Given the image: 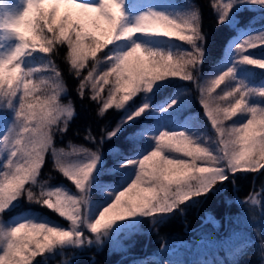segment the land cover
Instances as JSON below:
<instances>
[{
    "label": "snow or ice",
    "instance_id": "obj_1",
    "mask_svg": "<svg viewBox=\"0 0 264 264\" xmlns=\"http://www.w3.org/2000/svg\"><path fill=\"white\" fill-rule=\"evenodd\" d=\"M17 2L8 0L10 5ZM122 3L123 0H24L18 14L0 21V32L14 41L8 48L0 43V109L10 114V119L9 115L0 117L4 127L0 136V264H47L54 251L67 249L79 250L71 261L78 264L76 255H83L92 246L101 248L113 242L125 227L133 230L145 220L156 227L190 203L196 204L200 197L219 193L226 182L234 184L238 173L264 169V104L250 102L252 98L264 100V89L246 88L234 81L233 68L203 82L198 80L206 38L200 9L191 7L190 14L179 19L150 11L127 25L123 23ZM243 3L264 6V0H209L208 8L216 15L219 27L228 23L233 8ZM138 35L181 41L189 50L174 55L132 43L127 51L115 53L113 45ZM61 45L66 46L67 62L78 77L92 59L87 75L81 77L79 95L85 98V89L91 88V100L100 103L97 116L104 117L113 107L123 113L112 128L103 130L95 151L72 146L69 153L54 146L55 135L64 133L75 115L73 103L62 102L65 85L52 62ZM262 47L264 33L246 37L234 46L229 44L230 51L240 54L235 63L260 69H264V60L244 53ZM177 79L191 82L199 90V102L215 133L214 149L207 139L197 143L182 130L156 131L159 125L152 117L173 109L179 97L157 111L150 106L153 90L164 87L160 82ZM104 85H110L106 98L101 97ZM140 97L143 99L139 107L132 108ZM121 136L126 137L125 149L135 155L112 149L116 168L125 172L116 190L99 184L94 174L99 172L97 166L103 165L100 145ZM85 139L97 143L91 132ZM49 150L56 169L74 184L78 195L64 189L49 190L38 181ZM81 154L87 162L68 159ZM90 182L94 191L111 198L98 212L94 211V219L80 215L79 198L83 193L86 205L89 203ZM36 187L38 192L33 190ZM22 199L58 214L68 226L46 216L39 218L42 222L23 219L11 224L5 217L16 210ZM247 202L255 205L257 199L250 196L241 203ZM167 247L162 244L161 251ZM37 257H43V262Z\"/></svg>",
    "mask_w": 264,
    "mask_h": 264
},
{
    "label": "trees",
    "instance_id": "obj_2",
    "mask_svg": "<svg viewBox=\"0 0 264 264\" xmlns=\"http://www.w3.org/2000/svg\"><path fill=\"white\" fill-rule=\"evenodd\" d=\"M172 1L179 8L198 7L200 9L201 27L206 38L205 56L200 66L199 81L203 82L204 79L214 75L228 45L235 37L248 30L264 33V6L255 8L242 6L233 9L230 20L235 27L229 22L218 27L216 15L208 8L209 0ZM188 50V47L179 43L174 46L172 54L176 55ZM249 52L254 58L264 59V47L255 48ZM66 54V46H58L52 62L60 70L65 85L62 102L71 101L75 115L69 122L68 129L64 133L55 135L54 146L61 149L69 145L83 146L95 151L103 130L112 128L123 113L113 107L107 110L104 117L97 116L100 103L91 100V88L85 89V98L82 99L79 95L81 77L86 76L91 63L81 71V77H78L67 62ZM245 70L243 72H249L247 67ZM236 76L241 77V73ZM236 76L233 80L239 81ZM247 79H249L246 80L248 82H256L259 79H261L259 82H264V74L250 71ZM241 83L243 84L242 80ZM162 84L164 87L154 90L155 95H151L150 106L158 111L160 107L178 97L182 105L168 111L166 118L152 117L159 125L156 131H160L161 128L168 131H181L182 128L188 127L192 130L191 136L195 137L198 134L200 143L207 139L210 147L214 149L215 133L199 102V90L191 82L180 80L171 82L167 80ZM142 99V97L138 98L131 107H139ZM89 132L96 137L97 143L85 139ZM126 143V137L121 136L100 145L103 165L97 166L99 172L95 174L99 184L111 185L116 189L124 181L125 172L123 169L116 168V158L112 149L120 148L127 155H135L134 152L125 149ZM143 143L151 146L148 141ZM113 168L116 170L110 171ZM37 179L49 188L72 189L71 182L55 168L49 151L45 154V162ZM233 179L235 183L226 182L219 193L210 194L206 198L202 196L196 204L190 203L183 208V211L175 213L158 226H149L146 233L135 239L129 253L120 256L109 252L106 245L101 248L92 246L87 248L83 255H76L75 259L78 264H166L168 261L177 262V264H264V169L256 173H238ZM33 190L38 192L39 188L36 187ZM250 196H255L257 199L255 205L250 202L241 203L247 201ZM17 204L16 210L29 211L38 219L46 216L56 224L63 225L65 222L58 214L49 213L47 209H41L38 205L28 204L24 199ZM202 238L216 243L208 244L203 242ZM222 241L224 243H221ZM164 243L168 246L167 250L161 251V245ZM77 252L71 249L72 254L67 255L66 264H71L74 253ZM36 259L41 260L38 257ZM57 262V259L47 260V264Z\"/></svg>",
    "mask_w": 264,
    "mask_h": 264
},
{
    "label": "rangeland",
    "instance_id": "obj_3",
    "mask_svg": "<svg viewBox=\"0 0 264 264\" xmlns=\"http://www.w3.org/2000/svg\"><path fill=\"white\" fill-rule=\"evenodd\" d=\"M89 2L95 3V2H97V0H89ZM23 3H24V0H18V2L16 4L10 5V4H8V0H0V21H4L6 19H9L11 16L18 14L19 11L21 10L22 6H23ZM242 6H246L249 8L262 7V6L251 5L248 3H243V4L236 5L233 9H236V8H239ZM122 11L124 14L123 23L127 24V25H131L132 23H134L136 18H138L140 15L146 14L150 11L159 12V13L168 15L172 18H176V19L186 17L187 15L190 14V9H187L184 7L179 8L177 6V4L172 0H123ZM229 24H233L231 20H229ZM256 34H260V33H255L251 30H248L247 32H243L240 35H238L237 37H235L232 40L231 44L234 46L235 44H238L242 39H244L246 37H250L252 35H256ZM0 43H3L5 48H8L12 45V43H14V41L11 40V38L8 36L7 33L0 32ZM132 43H140L141 45L147 46L153 50H160V51H164V52L167 51L169 53H172V51H174V46L178 45L179 43H182L185 47H188L187 44H185L181 41L174 40V39L168 40L164 37L145 36V35H138L137 37H134L133 40H131V41L118 42L117 44L113 45L112 47H113L115 53H122L124 51H127ZM106 50L107 49H105V51ZM250 50L252 51V49H250ZM249 51L247 53H244V55H250L253 57V55ZM226 52H227V55H226ZM97 55L100 56V53H98ZM239 55L240 54H238L234 51H230L229 45H228V47L224 53V57L222 59V62L218 66L217 71L214 73V75H212L209 78H214L216 75H219L220 72L225 71L228 68H233L234 69V76L241 73V77L240 76L239 77L236 76V77H237V79H239V82H241V80H242V82L246 88L264 89V82H259V81H261V79H259V81H256V82L246 81V80H249V79H247V77L249 76L250 71H258L259 73L264 74V69H260V68H256V67L248 66V65H240L238 63H235V61H237L239 59ZM256 59L264 60L262 57L256 58ZM92 62H93L92 59L89 58V60L87 61V66L85 68H87L89 66V63L92 64ZM100 67L102 68L104 66L101 65ZM245 67L248 68L249 72H243V71H246ZM85 68L82 69L81 71L85 70ZM110 79H112V78L110 77ZM165 81H167V80H165ZM165 81L160 82V83L161 84L165 83ZM172 81H174V80H172ZM231 86L232 85L230 83L229 87H231ZM103 87H104V91L101 93V97L106 98L107 90L110 87V85H104ZM154 90H156V88H154ZM149 95H151V94H149ZM250 102L254 105L264 104V100H258L256 98H252ZM181 105H182V102H179V104L177 106H175L174 108H178ZM168 113L169 112L164 113V114H160L157 117L159 119L166 118ZM5 115H9V119H10V114H9L8 110L7 109H0V117L5 116ZM235 119H236L237 123L241 122L238 117ZM228 123L231 124L232 121H228ZM181 130L185 131V133L188 135H190L191 134L190 132L192 131L188 127L184 128V129L182 128ZM3 131H4L3 122L0 121V136H2ZM191 137L197 143H200L199 142L200 136L198 134L195 137L194 136H191ZM57 149H61V148H57ZM63 149L66 152H69V153L72 152V146L71 145H69ZM49 152L51 154L52 161H53V164L55 166V161L53 159L51 150H49ZM68 159L71 160L72 162H78V163L87 162V157L83 156L82 154L77 155L75 157L69 156ZM0 163H3L2 157H0ZM131 178H132L131 176L128 177L129 182H130ZM71 184H72V182H71ZM120 186L118 188H116V190H119ZM57 189L67 190L74 195L79 194V192L75 188L74 184H72V189H66V188H60V187L49 188V190H53V191L57 190ZM110 199H111L110 197H106V194L104 192H101L98 190L94 191L92 186H91V182H90V185H89V203L86 206L80 205L81 217L83 218L85 215H87L91 219H94V214H93L94 211L98 212L100 207H102L106 202H110ZM18 210L19 209H17L16 211L14 210L11 214H9V216L5 217V219L7 221H9L11 224H15V223H17L23 219H32L35 222H42L35 215H31L29 211H26V210L25 211L24 210L18 211ZM62 219L64 220V218H62ZM64 221L65 222L61 226L66 228L68 226V222L66 220H64ZM151 225H152V223L150 220H145L141 225H139L137 228H135L133 230H130L129 227H125L122 230V233L118 238H116L113 242L105 243L104 245L107 246V249L109 252H113V253H116V254L122 256V255L129 253L131 251L135 239L137 237L141 236L142 234L146 233L149 226H151ZM77 251H79V250H77ZM70 253H71V249L64 250L63 252H60V253L54 251L50 256H48L47 260L48 259H57L58 262L56 264H66L67 260H68V256L72 254V253L71 254ZM38 258L41 260H44L43 257H38Z\"/></svg>",
    "mask_w": 264,
    "mask_h": 264
},
{
    "label": "clouds",
    "instance_id": "obj_4",
    "mask_svg": "<svg viewBox=\"0 0 264 264\" xmlns=\"http://www.w3.org/2000/svg\"><path fill=\"white\" fill-rule=\"evenodd\" d=\"M79 200H80V205L86 206V197L84 196L83 193H81ZM68 202H72L71 198H68Z\"/></svg>",
    "mask_w": 264,
    "mask_h": 264
}]
</instances>
